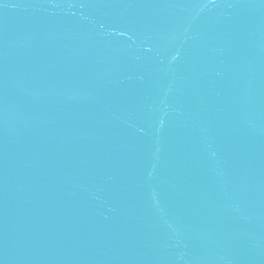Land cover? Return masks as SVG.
Instances as JSON below:
<instances>
[{"label": "water", "instance_id": "water-1", "mask_svg": "<svg viewBox=\"0 0 264 264\" xmlns=\"http://www.w3.org/2000/svg\"><path fill=\"white\" fill-rule=\"evenodd\" d=\"M0 264H264V0H0Z\"/></svg>", "mask_w": 264, "mask_h": 264}]
</instances>
